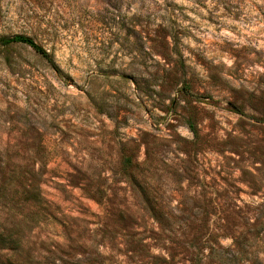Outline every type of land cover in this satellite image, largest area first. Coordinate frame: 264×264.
Returning a JSON list of instances; mask_svg holds the SVG:
<instances>
[{"label": "rangeland", "instance_id": "374dc122", "mask_svg": "<svg viewBox=\"0 0 264 264\" xmlns=\"http://www.w3.org/2000/svg\"><path fill=\"white\" fill-rule=\"evenodd\" d=\"M15 35L0 264H264V0H0Z\"/></svg>", "mask_w": 264, "mask_h": 264}, {"label": "trees", "instance_id": "16d2710c", "mask_svg": "<svg viewBox=\"0 0 264 264\" xmlns=\"http://www.w3.org/2000/svg\"><path fill=\"white\" fill-rule=\"evenodd\" d=\"M0 42L3 44V45H8V44H14V43H21V44H24V45H27L29 46L35 53H37L38 55H40L42 58H44L45 60L47 61H50V58H49V55L48 53L42 48L40 47L39 45H37L32 38L28 37V36H24V35H15V36H12V37H5V38H2L0 40ZM189 129L190 131L192 132V134L194 136H197V131H196V128L195 126L190 122L189 124ZM133 164L130 160L129 157H125L124 158V167L125 168H130L132 167Z\"/></svg>", "mask_w": 264, "mask_h": 264}]
</instances>
